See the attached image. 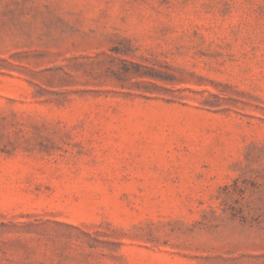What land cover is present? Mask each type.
I'll return each instance as SVG.
<instances>
[{"label":"rangeland","instance_id":"374dc122","mask_svg":"<svg viewBox=\"0 0 264 264\" xmlns=\"http://www.w3.org/2000/svg\"><path fill=\"white\" fill-rule=\"evenodd\" d=\"M0 264H264V0H0Z\"/></svg>","mask_w":264,"mask_h":264}]
</instances>
